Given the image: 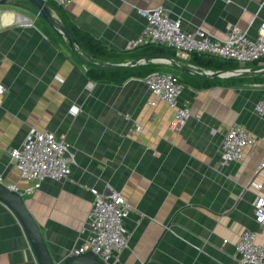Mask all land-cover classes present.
Here are the masks:
<instances>
[{"label":"crops","instance_id":"1","mask_svg":"<svg viewBox=\"0 0 264 264\" xmlns=\"http://www.w3.org/2000/svg\"><path fill=\"white\" fill-rule=\"evenodd\" d=\"M158 5L180 18L183 28L201 27L220 39L231 26L255 36L264 18V0H72L60 6L77 27L125 49L144 25L138 9ZM17 13L35 26H20ZM40 17L26 0L0 5V181L17 191L29 185L8 150L30 127L66 134L75 157L68 178L45 179L21 194L52 261L62 262L83 243L90 188L103 191L107 185L133 207L124 220L127 247L111 264H236L235 242L245 229L257 231L256 242L264 246L252 208L255 195H264V166L258 169L264 161V120L254 110L264 94V79L254 78H264V72H246L248 80L241 83L184 86L177 107L186 106L188 116L175 126L177 107L156 98L142 78L120 84L89 79L87 64L68 44L39 29ZM175 56L183 67L206 71L189 56ZM234 124L257 144L223 166L221 137ZM251 179L261 188L243 190ZM0 264H38L21 223L1 200Z\"/></svg>","mask_w":264,"mask_h":264},{"label":"built area","instance_id":"2","mask_svg":"<svg viewBox=\"0 0 264 264\" xmlns=\"http://www.w3.org/2000/svg\"><path fill=\"white\" fill-rule=\"evenodd\" d=\"M65 6L72 0H52ZM138 13L144 19L140 34L127 41L125 49L141 45L162 46L174 50L178 55L191 53L205 54L232 60L239 65L262 63L264 65V18L259 21L255 36H250L236 26L228 29L224 39L216 38L201 27L185 29L180 18L170 16L165 6L139 8ZM15 22L20 26H35L34 20L22 14H16ZM261 65L259 71H264ZM208 71V70H206ZM149 91L156 97L177 107L178 96L184 89L183 83L169 71L161 70L149 73L142 78ZM3 85L0 84V94ZM153 103V101H151ZM257 115L264 120V94L254 104ZM188 116L187 107H177L173 124L180 126ZM137 131L140 124H135ZM257 139L240 124L231 125L222 135L219 164L227 165L238 161L246 146H255ZM10 162L17 168L21 179L27 181L22 193H31L38 189L45 179H67L75 163L67 136L63 132L41 131L30 127L23 141L8 150ZM264 166L260 162L258 169ZM249 186L261 188V184L249 180L242 189ZM9 188L16 190L15 186ZM92 204L87 213L84 231L87 236L82 244L71 250V255L92 251L103 264H111L113 257L128 244V232L124 220L133 207L111 185L100 191L90 188ZM253 220L260 231H264V195H255L252 204ZM257 231L243 230L235 242L236 264H264V246L256 242Z\"/></svg>","mask_w":264,"mask_h":264},{"label":"trees","instance_id":"3","mask_svg":"<svg viewBox=\"0 0 264 264\" xmlns=\"http://www.w3.org/2000/svg\"><path fill=\"white\" fill-rule=\"evenodd\" d=\"M46 2L49 9L56 12L61 25L71 33L76 45L78 46V49L88 58L96 62L120 63L127 62L126 60L133 62V64L131 65L112 68H100L92 65H87L84 73L89 79L95 82L120 84L131 77L144 78L149 73L165 69L163 67H165L166 65L162 63H138V58L166 57L172 59L174 61V64L178 59L175 56L174 50L162 46L146 44L133 49L111 48L104 44L100 39L94 37L89 32L77 27L73 22H71V20L67 17L59 4L55 3L52 0H46ZM40 18L41 19L36 23L41 31H43L53 41H65L57 34L54 29H52L48 25V23L42 18V16ZM65 43L67 44L66 41ZM189 61L202 71H204V69L217 71L242 68L235 61L224 60L216 56L205 54L191 53L189 55ZM176 63L182 65L179 61H177ZM251 64L253 66L255 65L253 63H250L246 65V67H248L249 65L251 66ZM167 66H169V68L177 70V73H175V75L183 83L184 86L188 85L195 89H202L216 84L241 83L248 80L245 78V74L227 78H220L217 76H210L205 73H190L186 70L175 68V66L173 65ZM254 79L261 80L264 78L257 77Z\"/></svg>","mask_w":264,"mask_h":264},{"label":"water","instance_id":"4","mask_svg":"<svg viewBox=\"0 0 264 264\" xmlns=\"http://www.w3.org/2000/svg\"><path fill=\"white\" fill-rule=\"evenodd\" d=\"M7 0H0V5L6 3ZM30 2L35 8L38 10V13L42 16V18L48 23V25L54 29L57 34L62 37L68 44L71 52L83 61L87 65H92L100 68H112L118 66H126L133 64L132 61L120 62V63H111V62H96L88 58L85 54H83L76 45L73 36L71 33L61 25L59 20L53 15L51 9L47 6L46 0H26ZM152 62H169L174 63V61L170 58L166 57H152L149 58ZM144 61L145 58H138L137 61ZM175 64L180 69L192 72L194 74H200L201 72L195 70L193 68H186L181 65ZM260 67H242L233 70H217V71H205V73L210 76H217L220 78H227L231 76L240 75L246 72H254L259 71ZM0 200L4 202L18 218L21 226L25 232L27 240L30 244V247L34 253L36 261L38 264H103L101 261L97 259L95 254L92 251H86L84 253L78 255H69L63 259L60 263H55L52 261L47 246L43 240L41 231L35 222L32 214L27 209L21 194L9 188L8 185L2 183L0 181Z\"/></svg>","mask_w":264,"mask_h":264},{"label":"rangeland","instance_id":"5","mask_svg":"<svg viewBox=\"0 0 264 264\" xmlns=\"http://www.w3.org/2000/svg\"><path fill=\"white\" fill-rule=\"evenodd\" d=\"M53 13V12H52ZM53 15L56 17V15L53 13ZM57 18V17H56ZM168 64H170L169 62H167ZM261 65H263L262 63H256L254 66L251 64V66L249 65L248 66V68H252V67H254V68H258V67H262ZM240 67H243L242 65H239ZM264 66V65H263ZM164 70H166V71H169V72H171V73H173V74H175V71L173 70V69H164ZM261 72H264V71H261ZM245 74V73H244Z\"/></svg>","mask_w":264,"mask_h":264}]
</instances>
